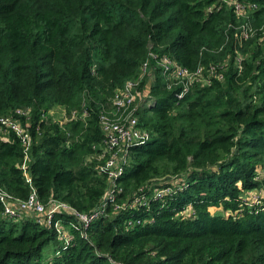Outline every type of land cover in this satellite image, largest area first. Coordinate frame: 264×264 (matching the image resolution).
Returning <instances> with one entry per match:
<instances>
[{"label":"trees","instance_id":"trees-1","mask_svg":"<svg viewBox=\"0 0 264 264\" xmlns=\"http://www.w3.org/2000/svg\"><path fill=\"white\" fill-rule=\"evenodd\" d=\"M235 1L240 15L218 0H0V118L31 136L24 170L42 204L99 205L101 116L146 61L135 105L151 134L129 146L121 191L87 229L54 215L68 244L0 203V264H264V0ZM24 156L0 123V189L18 200L31 191ZM136 194L147 204L114 209Z\"/></svg>","mask_w":264,"mask_h":264},{"label":"built area","instance_id":"built-area-1","mask_svg":"<svg viewBox=\"0 0 264 264\" xmlns=\"http://www.w3.org/2000/svg\"><path fill=\"white\" fill-rule=\"evenodd\" d=\"M218 2L226 3L229 6L233 5L237 15L243 13L244 6L235 0H218ZM248 8L254 9L255 6L249 5ZM260 36L264 41V30ZM243 37L247 38L248 33L245 32ZM158 64H160L163 67L164 72L167 73L170 61L163 60L162 62H158ZM147 71L148 62L146 61L141 67V76L136 81L129 80L124 84L123 88L115 90L112 100L114 110L111 112V115L101 116L102 130L105 135L102 145L104 151L108 154L103 169L107 173L109 185L104 192L99 205L90 213L78 212L69 204L61 201H52L45 206L38 200L36 191L32 186L31 177L24 170L25 161L27 160V152L31 146V136L21 126L18 120L12 117H1V126L14 132L23 146V152L25 154L24 162L22 164V169L24 170L23 175L26 183L31 189L28 198L24 200L13 199L9 194L0 189L2 214L15 220L22 215H31L36 222L55 230L60 238L67 244L70 241V235L63 228L61 221L54 219V215L62 213L72 215L84 230L87 229L96 219L101 217L107 204L114 203L116 195L121 191L120 187L115 183V179L122 174L127 163L129 146L135 143H144L151 137L150 132L139 125L135 105L136 86ZM167 75L169 76V73ZM176 75L187 77L189 79L191 78V75H189L184 69L179 70ZM16 113L27 114L28 111L18 109L16 110ZM172 191V186L156 188L153 191V195L155 198H161L165 194H171ZM146 200L147 199L143 194H136L127 204L115 203L114 209L123 210L128 206L131 208H137L147 204ZM189 213L190 212L188 211L185 214ZM82 235L85 236V233L82 232Z\"/></svg>","mask_w":264,"mask_h":264},{"label":"rangeland","instance_id":"rangeland-1","mask_svg":"<svg viewBox=\"0 0 264 264\" xmlns=\"http://www.w3.org/2000/svg\"><path fill=\"white\" fill-rule=\"evenodd\" d=\"M50 114L53 119L61 120L64 118V109L61 107H58L56 110L51 111ZM253 196L255 197V194ZM251 198H252L251 194H248L247 199L250 200ZM256 203H258V200H256ZM52 254H53V244L50 243L44 248L42 252V257L47 258Z\"/></svg>","mask_w":264,"mask_h":264}]
</instances>
